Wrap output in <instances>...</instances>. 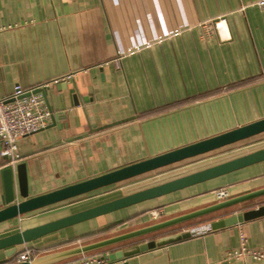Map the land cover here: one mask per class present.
<instances>
[{"label": "crops", "instance_id": "crops-1", "mask_svg": "<svg viewBox=\"0 0 264 264\" xmlns=\"http://www.w3.org/2000/svg\"><path fill=\"white\" fill-rule=\"evenodd\" d=\"M258 1L0 0V95H10L17 84H47L44 104L51 109L44 128L18 139L16 165H25L28 197L263 118L264 6ZM219 17L229 38L214 25ZM68 74L69 80L52 82ZM261 134L0 222V237L262 148L253 146L264 138L249 141ZM7 167L0 155V209ZM219 188L229 196L216 199ZM263 188L264 160L51 232L17 250L32 249L38 264H62L155 240L154 248L108 264H264L251 257L225 259L241 232L249 247L264 248V215L212 226L264 205V194L133 235ZM26 215L31 217L24 220ZM186 232L188 237L176 238Z\"/></svg>", "mask_w": 264, "mask_h": 264}, {"label": "water", "instance_id": "water-1", "mask_svg": "<svg viewBox=\"0 0 264 264\" xmlns=\"http://www.w3.org/2000/svg\"><path fill=\"white\" fill-rule=\"evenodd\" d=\"M46 90V86L38 87L34 89L33 92L41 93L45 101L48 102L45 92ZM72 92L73 91H70L74 101L77 102L75 100L76 95H74ZM49 110L51 111L50 108ZM263 132L264 117L244 125H239L222 133L201 139L199 141L166 151L153 157L132 162L100 175L30 197H28L25 165L17 164L15 169L12 167H7L2 173L4 186L3 204L5 206L0 209V222L21 216L27 212L46 207L48 205L86 194L104 186L128 180L166 167L168 165L214 151L216 149L251 138ZM263 160L264 147L223 161L221 163L65 215L63 217L2 236L0 237V261L6 259V257L13 256L17 251L18 245L36 240L51 232L95 218L103 214L110 213L115 210L125 208L133 204H137L145 200L156 198L170 192L198 184L200 182H204L206 180L227 174ZM15 172L16 177L14 174ZM17 191L18 194L23 197V200L16 201ZM261 194H264V188L246 193L238 197L227 199L212 206H208L206 208L193 211L191 213L161 223H157L137 231L133 233V235L152 231L174 223L191 219ZM262 215H264V205H260L255 209L244 211L240 215H232L227 217L217 223H213L212 226L215 228L216 226L236 224ZM189 235L190 233L186 232L178 235L176 238L179 239L188 237ZM170 240H174V238ZM158 244L159 242L155 240H149L123 251L106 253L103 257L112 262L121 261L125 260V258L130 255L154 248ZM12 264H38V262L31 260L20 261ZM123 264H127V262L124 261Z\"/></svg>", "mask_w": 264, "mask_h": 264}, {"label": "built area", "instance_id": "built-area-1", "mask_svg": "<svg viewBox=\"0 0 264 264\" xmlns=\"http://www.w3.org/2000/svg\"><path fill=\"white\" fill-rule=\"evenodd\" d=\"M259 6H264V0L257 2ZM215 27L224 33L225 38L230 35L225 26L223 17L214 21ZM3 27L0 28L2 30ZM71 74L54 79L53 83L69 80ZM47 84L38 87H45ZM32 88H24L17 84L14 86L10 95H0V155L6 157L9 167L16 168V163L21 159L18 147V139L22 136L32 134L47 124L51 111L45 107L44 98L41 93L33 92ZM216 199L221 200L229 196L226 188L214 190ZM153 218L158 217L157 210L150 211ZM240 243L237 247L227 251L225 259H245L251 257L264 261V248H252L247 244V238L244 233H240ZM32 249L24 246L18 249L11 257H6L4 261L9 264L20 261H31ZM62 264H108V260L103 256L83 255L73 260L63 262Z\"/></svg>", "mask_w": 264, "mask_h": 264}, {"label": "rangeland", "instance_id": "rangeland-1", "mask_svg": "<svg viewBox=\"0 0 264 264\" xmlns=\"http://www.w3.org/2000/svg\"><path fill=\"white\" fill-rule=\"evenodd\" d=\"M259 138H264V134H261V135L255 137V138H252V139L249 140V141H252V140H255V139H259ZM262 144H264V142L258 143V144H256V145L253 146V147H256L257 145H262ZM247 149H251V147H249V148H245L244 150H241V151H246ZM235 153H239V152H235ZM30 217H31V216L26 215V216H24L23 218H25L24 220H26V219H29ZM0 263H1V264H2V263L5 264L6 261L2 260V262H0Z\"/></svg>", "mask_w": 264, "mask_h": 264}]
</instances>
